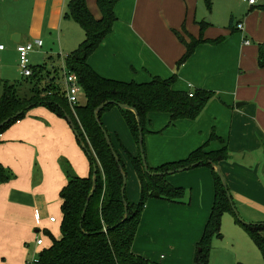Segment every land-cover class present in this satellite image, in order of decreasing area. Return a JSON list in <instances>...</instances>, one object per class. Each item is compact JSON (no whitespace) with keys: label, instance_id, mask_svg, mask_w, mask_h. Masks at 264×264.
Here are the masks:
<instances>
[{"label":"crops","instance_id":"crops-1","mask_svg":"<svg viewBox=\"0 0 264 264\" xmlns=\"http://www.w3.org/2000/svg\"><path fill=\"white\" fill-rule=\"evenodd\" d=\"M70 1L0 0V46H4L0 53H9L7 57L18 62V45L42 40L43 47L32 56L44 48L50 35L66 43L60 48L50 44L54 54L66 57L76 51L85 32L66 17ZM9 5L14 13L7 10ZM87 7L101 19L97 0H87ZM21 13L24 28L18 21ZM115 14L113 31L88 59L100 76L138 84L176 77V91L214 93L196 120L171 123L168 114L148 116V165L156 168L184 160L205 145L209 152L226 147L230 159L215 169L225 177L241 218L231 210L225 213L237 216L232 249L238 253L241 247L248 262L256 257V249L263 260L241 222L264 223V67L259 65L264 3L249 7L239 0H210V6L208 0H117ZM178 34L188 44L192 39L205 41L180 67L187 49ZM219 38L225 39L215 43ZM80 102H85L84 95ZM102 121L121 159L122 155L128 158L122 160L127 170L126 196L136 204L141 187L128 154L138 156L139 146L119 108L105 113ZM65 160L77 176H89L90 163L73 127L43 106L31 109L0 136V164L14 174L8 183H0V264H28L51 245L47 233L61 238L60 192L68 183ZM168 182L182 188L184 198L174 203L158 198L147 201L132 251L153 264H199L198 245L215 204L213 173L202 167L173 174ZM42 237L44 245L38 246ZM221 238V234L213 237L208 264H224ZM224 247L230 249L229 243ZM236 261L246 264L240 257Z\"/></svg>","mask_w":264,"mask_h":264},{"label":"trees","instance_id":"trees-1","mask_svg":"<svg viewBox=\"0 0 264 264\" xmlns=\"http://www.w3.org/2000/svg\"><path fill=\"white\" fill-rule=\"evenodd\" d=\"M116 3L117 0H97L102 17L96 19L87 7V0L70 1L66 17L76 22L85 32V40L79 48L61 57L60 67L34 66L32 76L24 81L3 84L0 136L17 121L24 119L31 109L43 106L71 124L91 167L89 176L80 177L68 161L62 162L68 183L60 192L63 215L61 238L56 239L47 233L51 245L42 250L37 260L28 264H153L132 251L147 201L151 198L173 203L182 201L185 191L173 187L168 182L169 176L202 167L212 171L216 189L215 204L196 256L197 263L208 264L212 240L221 234L224 214L230 210L235 212L220 172L215 169L221 162L230 159L227 148L209 152L205 145L184 160L165 163L156 168L148 164L146 168L143 156L146 159L145 136L149 133L147 121L151 113L168 114L171 123L196 120L213 99L214 93L196 90L191 98L189 93L173 89L176 77L169 80L154 78L151 82L138 84L106 79L95 72L88 59L113 31L117 22ZM208 4L210 6V0ZM178 38L187 49L178 62L180 67L205 41L202 38L192 39L191 44H188L179 34ZM224 39L219 38L214 42L220 43ZM50 61L54 63L58 60L51 56ZM259 65L264 67V45L259 49ZM66 71L78 76L85 97L84 103L70 105L64 84ZM100 107H103L102 110L96 113ZM113 108L120 109L140 149L136 157L128 154L141 187V198L136 204L128 201L127 186L125 194L122 193L127 170L111 141L119 158V161L116 160L105 136L106 128L102 118ZM141 133L144 138L142 149ZM13 178L14 174L0 164V183H8ZM241 224L264 260V223Z\"/></svg>","mask_w":264,"mask_h":264},{"label":"rangeland","instance_id":"rangeland-1","mask_svg":"<svg viewBox=\"0 0 264 264\" xmlns=\"http://www.w3.org/2000/svg\"><path fill=\"white\" fill-rule=\"evenodd\" d=\"M7 5H8V3L6 4V7H7ZM7 10L11 13L14 10V7L11 8V5H9ZM14 12L15 11H13V13ZM24 19L25 18L23 17V14L21 13L20 17H18V21L22 22V26H21L22 28H24L25 24H26ZM1 22H2V20L0 18V29H3ZM61 38L62 37H58V36L53 37L50 35L49 38H47L48 40L45 42L44 48L40 52L34 53L31 56L30 61H32V59H33L32 65L33 66L45 65L46 67H49V68L51 66L60 67L61 63L59 61H61V57H63V56H60L59 59H57L58 53L54 54V52L51 51L50 48H51L52 43L57 45L59 48L62 46V44L64 47L66 43L63 40H61ZM191 42H190V44H191ZM2 43H3V40L0 38V44H2ZM65 51L66 50H64V53H65ZM72 53L73 52H70L69 54H72ZM3 54H5L6 57ZM8 55H9V53H0V66H1V70H0V98L2 95L4 83L15 84L16 82L18 83V82H22L25 80V78L22 77V75H21L22 71L20 70L19 56H18V62H17L15 57H7ZM51 56L55 57V60H58V61H54V63H52L50 61ZM147 135H149V134H146V136ZM146 136H145V138H146ZM125 159H128V158H126V156L122 155V160L125 161ZM146 159H147V151H146ZM88 161H89V159H88ZM146 162L148 164L147 160H146ZM127 184H128V181H127ZM236 213H237L238 217L240 218L237 210H236ZM236 219H237V216H235V214L231 217H229L228 214H225V216L222 219L221 235L223 236V238L220 239L221 240L220 241L221 242L220 252H221V250H223L225 248L224 249V251H225L224 264H236V262H237L236 258L237 257H240V260L245 262L246 264H264L263 260L261 259L259 251L256 249H255V251L253 250V252H255L254 256H256V257L254 259H250L249 262L247 261L248 259H246V261L244 260L243 257H246L247 255H246L244 250H241L242 249L241 247L239 248L238 253L236 250L232 249L233 241L235 240L234 239L233 225H234V222ZM227 222H229V223L227 224ZM235 225H236V223H235ZM242 228L244 229V227H242ZM215 242H216V240H215ZM227 243H229L230 249H228L227 247H224ZM213 244H215V243H213ZM226 248L228 249L227 251H226ZM36 258H34L33 261L37 260Z\"/></svg>","mask_w":264,"mask_h":264},{"label":"built area","instance_id":"built-area-1","mask_svg":"<svg viewBox=\"0 0 264 264\" xmlns=\"http://www.w3.org/2000/svg\"><path fill=\"white\" fill-rule=\"evenodd\" d=\"M241 3L249 6L256 7L261 3H264V0H239ZM239 29H242L243 26L240 24ZM43 47L42 40H36L27 44H20L17 46V53L19 56V65L20 70L22 71L21 75L24 78H29L33 74L32 66L30 64V56L36 49H41ZM0 50H4V46H0ZM64 84L66 87L67 98L71 106H76L80 103L83 94L82 87L79 84V78L75 73L65 72ZM189 96L192 98L194 96V91L189 93ZM19 123V122H18ZM52 223L56 222L55 218H51ZM38 246H43V238L37 240Z\"/></svg>","mask_w":264,"mask_h":264},{"label":"water","instance_id":"water-1","mask_svg":"<svg viewBox=\"0 0 264 264\" xmlns=\"http://www.w3.org/2000/svg\"><path fill=\"white\" fill-rule=\"evenodd\" d=\"M241 105H243V104H238L237 105V107H239V106H241ZM102 108L103 107H100L98 110H97V112L96 113H98L100 110H102ZM3 125H5V123L4 124H2L1 125V127L3 126ZM76 134V133H75ZM105 136H106V140H107V143H108V145L110 146V148L113 150V152H114V156L116 157V160L117 161H119V158L117 157V154L115 153V151H114V149H113V147H112V142H111V139H110V137H109V135L107 134V132L105 131ZM143 135H142V133H141V135H140V148L142 149V147H143ZM143 161H144V165H145V167L147 168V162H146V159H145V157L143 156ZM219 172H220V175H221V177H222V179H223V181H224V183H225V185H226V188H227V192H228V194H229V200H230V202H231V204L233 205V201H232V199H231V195H230V193H229V190H228V187H227V183H226V180H225V177L223 176V174L221 173V171L220 170H218ZM182 172V171H181ZM95 173H96V171H95ZM171 174H173V173H171ZM96 183V180H95V182H94V184ZM126 186H127V179L125 178L124 179V187H123V189H122V193H123V195L125 194V191H126ZM95 187V186H94ZM88 205V204H87ZM86 205V206H87ZM235 211V210H234ZM236 212V211H235Z\"/></svg>","mask_w":264,"mask_h":264}]
</instances>
